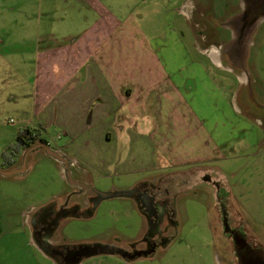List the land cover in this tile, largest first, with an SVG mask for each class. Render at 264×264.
<instances>
[{
    "label": "rangeland",
    "instance_id": "1",
    "mask_svg": "<svg viewBox=\"0 0 264 264\" xmlns=\"http://www.w3.org/2000/svg\"><path fill=\"white\" fill-rule=\"evenodd\" d=\"M187 1L197 5L195 17L182 9L183 17L190 19L186 23L181 18L182 46L173 44L174 54L166 52L163 63L175 78L182 97L178 112L184 126L177 129L178 137L187 133L186 125L194 130L196 121L199 129L194 133L196 143L179 137L178 141L168 140L158 150L166 156L190 148L197 153L201 150L199 143L207 150L212 148V158L198 167L207 168L206 174L214 182L196 178V170L191 167L195 163L169 164L163 171L186 167L190 172L180 176L175 170L173 190L166 199L143 202L145 191L137 181L142 176L151 178L156 171L124 176L115 172L119 169L113 166L107 176L93 173V182L90 180L89 187L76 196L79 187L61 176L60 163L44 147H34L26 158L25 154L22 156V165L30 167L26 175L0 174V264H264V32L259 29L262 31L252 35L256 44L245 49V69L216 65L217 70L208 63L212 61L208 56L205 55L207 61L195 51L193 41L213 40L211 45L219 53L229 31L226 21L238 12L240 0ZM256 2L252 0L251 4L258 5ZM13 3L14 0H0V26L10 27L17 19L24 20L12 7ZM261 4L264 5V0ZM59 5L69 11L65 24L74 25L76 30L94 17L92 11L78 2L72 4L68 0L67 4ZM84 13L87 21L81 19ZM213 15L216 20L206 22L207 27H194L195 19L205 23ZM170 33L167 29V36ZM2 39L0 27V49L4 46ZM10 39L12 43L15 41L13 31ZM171 47L167 46V51ZM0 66L3 70V63ZM242 84L252 89L253 99L260 107L242 106L239 96ZM3 89L0 84V95ZM0 101L2 152L5 141L15 139L22 115L12 103ZM191 110L198 114L199 120L191 118ZM9 118L13 122L8 124ZM155 118L149 117L150 127L161 129V137L168 131L165 133ZM48 140L51 146L59 141L53 137ZM150 145L153 152L155 145ZM17 156L19 151L11 159ZM77 160L85 175L90 176L93 169ZM73 175L79 178L80 174L73 172ZM134 182L137 183L131 185ZM129 183L133 186L132 195L117 194ZM157 185L158 181L153 180L147 186L157 188ZM91 192H95L94 197ZM69 193L74 202L62 208L59 221L58 215H50L49 205ZM42 202L45 204L40 207ZM154 209L162 210L160 220ZM42 230L48 231L44 234L53 244H43L45 238L38 237ZM77 250L83 254L68 262L63 259L64 253Z\"/></svg>",
    "mask_w": 264,
    "mask_h": 264
},
{
    "label": "crops",
    "instance_id": "2",
    "mask_svg": "<svg viewBox=\"0 0 264 264\" xmlns=\"http://www.w3.org/2000/svg\"><path fill=\"white\" fill-rule=\"evenodd\" d=\"M186 1L72 0V4H83L94 15L91 22L76 30L74 25L65 24L69 11L59 5L61 2L67 4L68 0H14L12 7L24 20L18 22L17 19L10 27L7 24L0 26L3 33L1 43H4L0 49V63H3L0 84L4 88L0 100L3 104L6 100L14 109L20 110L22 116L18 128H37L38 138L44 140L50 137L55 140L59 134V141L54 145L93 169L90 176L78 172L79 178L88 182H93V173L98 177L109 175V168L113 166L119 169L115 172L124 176L156 171L151 178L142 176L137 181L141 182L146 196L154 197L155 203L169 197L174 175L185 176L190 172L186 167L163 171L169 164L195 163L191 167L196 170V178L202 182H214L206 174L207 168L198 167L212 158V148L207 150L199 143L201 150L197 153L190 148V151L166 156L158 150L168 140L178 141L179 137L196 143L194 133L199 129L196 121L194 130L186 125V136L178 137L177 129L184 126L178 112L182 97L175 78L166 71L163 63L166 52L174 54L173 44L182 46L179 43L183 27L181 18L186 23L190 20L183 17V7L189 11V16L198 8ZM253 14L255 18L249 21L248 16ZM84 18L87 21L85 13L81 19ZM215 20L213 15L205 19V23L195 19L193 24L196 29V25L205 28L208 22ZM226 23L229 31L225 42L219 41L224 47L221 53H217V61L204 51L213 40H194V49L207 61L212 60L208 62L210 66L245 69V49L256 44L252 35L259 29L264 32V10L251 6L247 0L246 5L240 0L238 12ZM167 29L172 32L168 36ZM12 31L13 43L10 39ZM167 46L171 47L168 51ZM239 92L241 104L246 109H250L251 104L260 107L247 85H240ZM190 114L192 119L199 120L193 110ZM149 117L157 119L158 125L168 133L160 137L162 130L151 128ZM10 122L13 121L9 118L7 123ZM14 140L5 141L4 147ZM150 144L155 145L153 152ZM147 157L149 160L144 161ZM21 159L22 152L7 162L0 159L3 165L0 169H22L17 172L26 175L30 167L21 165ZM135 160L140 161L135 163ZM153 180L158 181L157 188L147 186ZM131 185L123 186L119 194L132 195ZM90 195L94 197L95 192ZM51 196L54 198L55 194ZM73 202L72 193L54 201L49 205L50 215H58L61 221L62 206H70ZM44 204L42 202L40 207ZM161 212L158 210L157 220L163 217ZM41 232L38 233L40 239L48 237L43 230Z\"/></svg>",
    "mask_w": 264,
    "mask_h": 264
},
{
    "label": "flooded vegetation",
    "instance_id": "3",
    "mask_svg": "<svg viewBox=\"0 0 264 264\" xmlns=\"http://www.w3.org/2000/svg\"><path fill=\"white\" fill-rule=\"evenodd\" d=\"M247 2H252V0H247ZM258 5H252L251 4V6H253V7H256V8H258V7H260L261 9H263L264 10V5H262L261 4V0H257V2H256ZM255 18V14H253V16H248V20L249 21H252L253 19ZM215 51H217V50H212L211 51V56L213 57V55L216 53ZM44 141V139H38V138H36V139H34L33 141H31L29 144H25L24 146H22L18 151H19V153H21L22 152V156H23V154H25L26 152H28L29 151V148H30V146H32V145H34V144H37V143H42ZM27 154V153H26ZM25 154V155H26ZM12 157V156H11ZM21 163H22V159H21ZM22 165V164H21ZM73 179H75V180H77V181H81V182H83L84 184H86V185H89L90 183L87 181V180H85V179H81V178H78V177H74V175H73ZM69 184H71V183H69ZM72 186H78L79 187V190H77L78 192L75 194L76 196H78V195H80V193H82V191H84L86 188H88L89 186H87V187H82V186H80L79 184H71ZM91 188V187H90ZM93 190V189H92ZM80 192V193H79ZM142 195H143V198H142V201L144 202V201H146V202H149L150 201V199L152 200V202L154 201L153 199H154V197L153 196H146L144 193H142ZM147 198H146V197ZM64 207V205L62 206V208ZM157 212H158V210H156V209H154V212L153 213H156V216H157ZM156 216H155V218H156ZM46 227V226H45ZM44 231V230H43ZM48 231H45L44 233H47ZM45 238V240H44V242H43V244L44 245H46V241H48L47 243L48 244H53L51 241H50V238H48V237H44ZM52 247H50V249H51ZM52 250V249H51ZM81 251L82 250H77V251H71V252H69V253H64L63 254V259H67V262H68V260H72L73 258H75V257H77V256H79L80 254H82L81 253ZM66 263V262H65ZM258 264H260V262H258Z\"/></svg>",
    "mask_w": 264,
    "mask_h": 264
},
{
    "label": "built area",
    "instance_id": "4",
    "mask_svg": "<svg viewBox=\"0 0 264 264\" xmlns=\"http://www.w3.org/2000/svg\"><path fill=\"white\" fill-rule=\"evenodd\" d=\"M188 2L190 1H187V3ZM183 10H184V7H183ZM216 46L220 47V45H216ZM212 50H217V49L214 45H211V44L208 47L204 48V51L208 53L209 55H211ZM215 52L217 54L218 50ZM56 137L59 138L60 135L57 134ZM42 143L45 144L47 147L51 148L60 158H62V159H59V158L54 157V159L60 163L61 176L66 181H67V175H66L67 171H69L72 177H73V172L84 173L83 169L79 166L78 161L74 157L69 156L68 153L62 147L58 145L51 146L49 143V140H44Z\"/></svg>",
    "mask_w": 264,
    "mask_h": 264
},
{
    "label": "trees",
    "instance_id": "5",
    "mask_svg": "<svg viewBox=\"0 0 264 264\" xmlns=\"http://www.w3.org/2000/svg\"><path fill=\"white\" fill-rule=\"evenodd\" d=\"M38 135L39 131L37 128H31L29 126L18 128L15 140L11 142L0 154L2 161H9L14 152L18 151L25 144L27 145L34 139L38 138ZM38 139L42 140V138Z\"/></svg>",
    "mask_w": 264,
    "mask_h": 264
},
{
    "label": "water",
    "instance_id": "6",
    "mask_svg": "<svg viewBox=\"0 0 264 264\" xmlns=\"http://www.w3.org/2000/svg\"><path fill=\"white\" fill-rule=\"evenodd\" d=\"M37 146H42L45 148V150L47 151L48 154H50L51 156L55 157V158H59V159H62L60 158L51 148L47 147L45 144L43 143H37V144H34L32 146H30L29 150L33 149L34 147H37ZM27 153V152H26ZM25 153V154H26ZM22 169H11V170H1L0 169V173L2 174H11L13 172H17V171H21ZM67 181L71 184H79L80 186L82 187H87L88 185L84 184L83 182L81 181H77L75 179H73V177L71 176V174L69 173V171H67ZM107 193V192H105ZM119 192H117L118 194Z\"/></svg>",
    "mask_w": 264,
    "mask_h": 264
},
{
    "label": "bare ground",
    "instance_id": "7",
    "mask_svg": "<svg viewBox=\"0 0 264 264\" xmlns=\"http://www.w3.org/2000/svg\"><path fill=\"white\" fill-rule=\"evenodd\" d=\"M218 56H217V54L215 53L214 55H213V59L215 60V61H217V58ZM246 77V76H245Z\"/></svg>",
    "mask_w": 264,
    "mask_h": 264
}]
</instances>
